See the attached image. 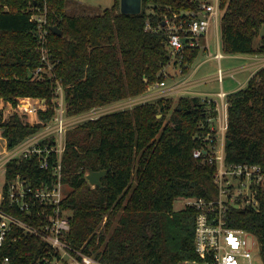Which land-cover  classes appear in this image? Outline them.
<instances>
[{
	"label": "trees",
	"instance_id": "1",
	"mask_svg": "<svg viewBox=\"0 0 264 264\" xmlns=\"http://www.w3.org/2000/svg\"><path fill=\"white\" fill-rule=\"evenodd\" d=\"M48 60L53 75L33 76L40 65L38 32L32 18L40 0H0V100L44 99L30 124L13 111L0 112V132L8 146L37 132L51 119L55 89H63L66 114L138 97L166 77L169 59L161 21L165 14L192 10L199 0H141V10L125 14L119 0L94 14L69 15L65 0H45ZM219 40L227 54H264V0H220ZM147 23L150 28H146ZM197 50L190 54L187 67ZM187 70L183 68V72ZM169 72V70H167ZM225 163L264 167V67L246 85L226 96ZM160 114V116H159ZM216 117L214 103L199 97H170L112 111L67 130L62 153V204L70 214L68 240L104 264H177L195 259V209H173L176 198L216 195L215 167L192 156L206 148ZM214 135V133H213ZM226 141L228 144L226 145ZM17 168L7 165V172ZM19 169V168H18ZM22 169V168H21ZM88 169H106L102 187L85 179ZM258 210L228 208L227 221L253 233L264 260V190ZM35 239L9 242L4 253L15 264H32Z\"/></svg>",
	"mask_w": 264,
	"mask_h": 264
},
{
	"label": "built area",
	"instance_id": "2",
	"mask_svg": "<svg viewBox=\"0 0 264 264\" xmlns=\"http://www.w3.org/2000/svg\"><path fill=\"white\" fill-rule=\"evenodd\" d=\"M40 1L42 6H37L32 14L41 56V63L33 70V76L49 77L53 75V64L47 57L50 29L46 21V1ZM219 1L199 0L192 10L163 16L160 27L165 36L170 62L167 67L175 71L173 73L176 76L183 75V68L187 66L190 54L202 46L201 40L211 27L219 30ZM146 28H150L148 23ZM213 57L219 60L222 53L217 51ZM167 74L166 69L164 76ZM225 75L219 66L215 74L219 89L202 98L208 104L214 103L220 136L217 137V130L210 127L212 132L205 138L208 140L206 148L192 151L194 158L202 159L215 167L213 181L216 195L209 200L200 197L183 198L184 207L196 211L193 236L196 257L182 259L177 264H256V257L260 252V242L253 233L242 227L231 226L227 221L230 206L250 205L258 210V191L264 190V167L248 162L225 163L224 133L227 127L228 93L221 87ZM183 82L179 78L168 85L164 79L147 89H165L168 86L175 89ZM55 95L54 113L42 125V132L28 135L12 146L7 145L6 138L0 132V264H15L4 253L7 243H19L30 238L36 241L32 264H104L80 248L73 247L67 238L70 214L62 207L66 195L62 153L69 124L80 114H66L63 89L59 84ZM46 108L44 99L36 98L33 101L31 97H21L18 98L16 107L0 100L2 119L16 111L30 124L37 120V111ZM34 115L36 117L31 118ZM10 163H14L17 169L7 172V165Z\"/></svg>",
	"mask_w": 264,
	"mask_h": 264
},
{
	"label": "rangeland",
	"instance_id": "3",
	"mask_svg": "<svg viewBox=\"0 0 264 264\" xmlns=\"http://www.w3.org/2000/svg\"><path fill=\"white\" fill-rule=\"evenodd\" d=\"M114 0H65V5H64V12L66 14L69 15H76V14H94V13H98L99 11H101L103 8L105 7H110L113 4ZM264 36V24H262L260 26V29L258 31L257 36L254 39V45L256 46L260 40V37ZM207 40L209 41V45H210V50L211 52H215L216 50V32L215 30L212 28L209 33L207 34ZM220 50H221V46H220ZM222 53L224 54V58L222 59V69L225 70L226 68H230V67H235L237 66L239 60L234 57V56H228L231 54H227L224 53L222 51ZM258 55V54H257ZM259 56H264V54ZM204 56H202L201 54L197 55L196 59L191 63L190 67H189V71L191 69H193V67L196 65V63L198 61L203 60ZM214 61H208L207 63H205L202 66V69L200 70L201 74H205L207 70H209V68H213L212 72L215 70V65L213 63ZM264 62V61H262ZM169 72L166 76V81L168 82V85L172 84V82L174 80L178 81L179 80V75L176 76L175 73H173V71L171 72V68L168 67ZM212 72H207V74H211ZM241 75H235L232 78L227 76H224V81H223V88L225 91H230L231 89H233V87L236 85V83L234 82V79H238L240 78ZM174 77H176L175 79H173ZM242 79V78H241ZM214 90H218L219 89V83L216 81L214 83L213 86ZM147 89V91L141 95L140 97L137 98H131V99H126V100H120V101H116L113 102L111 104H107L101 107H97V108H92L89 111L80 114V116H77V118H75L74 121H71V123L69 124L70 128H73L77 125L82 124L83 122H85L88 119H94L102 114L105 113H109L112 111H117V110H122V109H129L132 108L133 106L139 104V103H143V102H150V101H156L162 97H170L173 100V104L176 103V101L178 100L179 97H182V94H172V95H168V94H164V91L161 90V88H156V87H152L150 88V90ZM210 95V94H208ZM203 98V97H202ZM201 98V100H202ZM160 116V114H159ZM218 119H216L215 117L212 119V126L215 130H217V137L220 136V132L218 130ZM215 126V127H214ZM69 128V129H70ZM43 128H40L38 130V133L42 132ZM2 144V141L0 140V146ZM92 186V185H91ZM68 189V187H65V191ZM184 207L183 205V198H176L174 200V204H173V209L179 210L180 208ZM256 260V264H264V260L261 259V256L258 255Z\"/></svg>",
	"mask_w": 264,
	"mask_h": 264
},
{
	"label": "crops",
	"instance_id": "4",
	"mask_svg": "<svg viewBox=\"0 0 264 264\" xmlns=\"http://www.w3.org/2000/svg\"><path fill=\"white\" fill-rule=\"evenodd\" d=\"M212 28L216 32L217 44H216L215 52L213 53L211 52L209 41L207 40V35H206V37H204L201 40L202 46L197 49V53L194 56L192 62L196 59L197 55L199 54L204 56L203 60L198 61L196 65L193 67V69H191L190 71L188 69L192 62L190 63V65H188V67L186 66L187 70L183 73V75L179 76V78H181L184 81L183 84L178 86L175 89H173L172 86H168L165 89H161L164 91V94H168V95L182 94L183 96L202 98L207 94H213L217 91L213 89L214 83L216 82L215 74H216V69L219 66L222 68V59L224 58V54L220 50L219 30L216 29L214 26L211 27V29ZM217 51H220L222 53V57L219 60L213 57ZM228 56L236 57L239 60V62L237 63L238 65L235 67L226 68L225 70L222 69L226 74L225 76L228 75V77L230 78H232L235 75H241V76L238 79L237 78L234 79V82L236 83V85L230 91H226L227 93H231L233 91H236L244 87L248 79L259 68L264 67V62H262L264 61V56H259L257 54H231ZM208 61H214L213 63L215 65L214 66L215 70L212 72L213 68L210 67L209 70H207L205 74H201L200 70L202 69V66ZM207 72H212V73L207 74ZM175 78L176 77H174L173 79ZM223 81L221 83L222 89H224ZM32 100L35 101L36 98H32ZM34 117H36V115L31 116V118H34Z\"/></svg>",
	"mask_w": 264,
	"mask_h": 264
},
{
	"label": "water",
	"instance_id": "5",
	"mask_svg": "<svg viewBox=\"0 0 264 264\" xmlns=\"http://www.w3.org/2000/svg\"><path fill=\"white\" fill-rule=\"evenodd\" d=\"M119 10L121 13L125 14H136L141 10V0H119ZM49 29L52 33L59 35L60 30L55 26H49ZM184 41V39H183ZM228 141H226V145ZM107 170H92L88 169V172L85 174V179L92 186L102 187L101 178L105 176Z\"/></svg>",
	"mask_w": 264,
	"mask_h": 264
}]
</instances>
